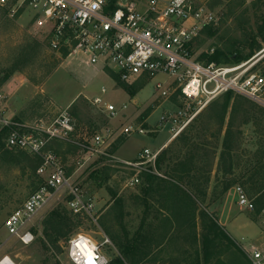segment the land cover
<instances>
[{
    "label": "rangeland",
    "instance_id": "374dc122",
    "mask_svg": "<svg viewBox=\"0 0 264 264\" xmlns=\"http://www.w3.org/2000/svg\"><path fill=\"white\" fill-rule=\"evenodd\" d=\"M194 1L214 14V21L195 40L194 51L200 61L207 62L213 55L220 64H234L238 55L247 56L252 47L254 54L244 60L252 57L264 60V0ZM46 32L32 20V12L13 18L0 5V90L6 94L10 119L26 125L15 126L22 132L41 121H52L65 109L73 115L76 131L72 140H52L47 150L57 154L71 176L72 185L79 187V197L91 208L89 212H73L67 204L72 195L66 187L35 215L31 223L33 242L24 244L11 234L5 226L8 216L44 184L47 175L38 172L42 156L6 146L5 137L10 129L0 122L3 143L0 147V257L9 255L18 264H72L67 251L69 239L86 234L101 245L109 261L121 254L115 237L122 243L142 247L139 264H193L197 256L202 257L205 237L199 211L205 208L238 245L216 238L221 249L220 259L225 263L248 264L254 247L264 249V213L258 200L264 196V106L252 100L254 103L239 100L243 95L232 94L222 132L218 134L222 126L213 120L203 138V149L197 153L191 145H183L178 136L197 115L196 112L190 118L193 112L201 110V120L206 119L213 112L209 111V105L214 101L222 103L224 94L206 105L189 101V108L188 100L183 99L180 88L170 82L168 75L143 77L129 83L121 81L108 69L100 71L75 55H58L49 48ZM159 80L167 86L172 84L169 96H160L156 85ZM96 97L102 101L94 103ZM106 102L117 107L116 116L111 117L98 107ZM239 102L245 103L243 107L249 119L242 123L243 112L236 113L234 118L235 137L230 154L234 164L232 184L224 193V172L220 165L223 137L233 121V107ZM179 110L188 116L173 122ZM162 116L169 119V124L160 125ZM127 124L140 125L147 131L127 135L122 132ZM107 128L113 129L111 143L94 151L89 145L91 136ZM145 148L159 150L158 155L168 149L160 168H156L158 155L156 160L143 166L125 162H137ZM182 162L198 169L188 170L179 179L174 169L182 167ZM148 171L160 177L153 183L157 189L146 194L143 188L147 186L144 179ZM254 171L258 190L253 189L254 182L247 181ZM135 175L140 182L131 184L130 179ZM166 180L170 183L166 188L157 186ZM170 181L179 184L178 187ZM197 182L200 193L195 192ZM237 185L255 199V211L238 205L233 190ZM189 196L199 206L198 212L193 210L196 205ZM161 205L167 209H160ZM57 206H64L74 221L60 240V252L54 247L44 249L38 238L44 237V219ZM213 237L211 234L206 244L212 250Z\"/></svg>",
    "mask_w": 264,
    "mask_h": 264
},
{
    "label": "built area",
    "instance_id": "2783aa9c",
    "mask_svg": "<svg viewBox=\"0 0 264 264\" xmlns=\"http://www.w3.org/2000/svg\"><path fill=\"white\" fill-rule=\"evenodd\" d=\"M0 5L13 18L32 12V20L41 29H46L48 46L58 55H75L83 63L98 67L100 71L108 69L128 83L143 77L168 75L170 82L180 88L183 99L188 100L189 108V101L206 105L226 93L243 95L264 106L263 57L234 64L198 59L194 51L195 40L201 30L214 21V14L205 6H197L194 0H0ZM171 83L167 86L166 82H157L160 96L170 95ZM101 101V97H96L93 102ZM5 102L6 94L0 90V122L10 129L5 137L6 146L42 156L38 172L47 175L44 184L32 192L5 222L11 234L29 244L35 238L31 230L35 215L61 195L63 188L68 187L72 195L67 204L73 212H89L91 205H86L79 197V187L72 185L71 176L57 154L47 150L52 140H72L76 124L68 109L52 121H41L22 132L15 126L26 125L10 119ZM98 107L111 117L118 113L113 103L106 102L103 107ZM200 111L193 112L190 118ZM183 115L188 116L182 110L177 111L173 122ZM160 120V125L169 124L165 116ZM146 131L137 124H127L122 129L127 135ZM112 138L113 129L97 131L91 136L89 145L98 151L102 145L108 146ZM158 153L159 150L145 148L137 162H125L147 165L156 160ZM130 181L137 184L140 178L135 175ZM233 190L242 209L256 210L255 199L249 197L241 185ZM67 251L72 264L109 263L101 245L86 234L71 237ZM0 264L18 263L4 255L0 257ZM248 264H264V249L254 247Z\"/></svg>",
    "mask_w": 264,
    "mask_h": 264
},
{
    "label": "trees",
    "instance_id": "16d2710c",
    "mask_svg": "<svg viewBox=\"0 0 264 264\" xmlns=\"http://www.w3.org/2000/svg\"><path fill=\"white\" fill-rule=\"evenodd\" d=\"M254 54V48L252 47L251 51L248 53L247 56H243V55H238L235 59L234 62L238 63L250 56H252ZM207 61H217L220 62L218 57L215 56H210L208 58ZM112 76L119 78L118 74L112 72ZM127 84V83H125ZM125 84H121L122 86H124ZM128 85V84H127ZM222 98H224V100L222 101V103L219 102H215L211 103L208 107L209 111L210 109L213 110V112H211V114H209V116L204 119L201 120L203 113L199 112L197 113V115L194 117L193 121L189 124V127L186 131L180 133V135L178 136L179 139L183 140V145H191L192 148L194 150H196L197 153H199L203 148V138L206 136V132L209 130L210 124L212 123L213 120H217L219 123V126H222V128L218 129V134L222 132L223 129V124L225 123V119L227 116V111L229 108V103L230 100L232 98V93H226L222 96ZM244 99L246 102H252L251 100H249L248 98H245L243 96H239V100ZM254 103V102H252ZM245 103L243 102H239L238 104H236L233 107V112H232V119L233 121L231 122L230 126L226 129V132L224 134L223 137V152H222V161H221V168L223 169L222 171L224 172V193H226V191L231 187L232 184V170H233V160L231 157V151L233 149V139L235 137V133L233 131V123H234V118L236 116V113L238 112H243L244 113V118L242 119V123H246L248 122L249 119V115L248 112L246 111V108L243 107ZM256 105V104H255ZM262 109H264V107H262ZM247 113V115H246ZM208 115V114H207ZM198 121H201V123H199ZM200 140V141H198ZM3 146L2 143V139L0 137V147ZM9 152V151H8ZM168 152V149L161 152L158 155V158L156 160V168H160V161L162 159L163 155H166ZM228 153V157H226V154ZM193 158H191L192 160ZM182 167L180 168H175L174 169V174L176 173V177H178L179 179H182L183 176L185 174H187L190 170H194L198 169V167H192L193 164L190 165L189 163V167L186 165V163H181ZM262 167L264 168V164L262 165ZM189 170V171H188ZM256 175V171H254V173L252 175H250L247 179L248 182L252 183L254 182L253 185V189L254 190H258V185L256 184V180L254 179ZM160 176L158 175V173L154 172V171H148L145 172V179L144 182L147 183V186H145L143 188L144 192L146 194L150 193L153 190H156L157 188L153 187V183L156 179H158ZM165 179H162V181ZM171 182V181H170ZM178 182V181H177ZM169 182L166 180V182L164 183H160L159 187L164 186V188H166L169 184ZM172 186H176L178 187L176 182L172 183ZM195 186V192L200 193L202 192L199 188V182H197V184H194ZM264 187V183L262 184V188ZM188 198H191L192 203L194 204V206L196 205V207H194L193 210H199V206H197V204L195 203V201L193 200V198L191 196H189ZM258 200H260V202L262 203V207L264 205V196L258 197ZM257 200V201H258ZM160 209H167L166 206L161 205ZM200 217L202 220V226H203V235L205 237V243H204V247H203V251H202V257L197 256L196 257V262H194L193 264H231V263H225L223 262V260L220 259V245L219 242L216 241V238H224L226 239L229 244L234 245L236 247H238V245H236L235 241L232 239V237L227 233L226 229L223 228V226H221V224L218 222V220L216 219V217H214L213 215L211 216L208 211L205 208H200ZM73 219L71 218V216L69 215L68 210L64 207V206H57L55 208H53L46 216V218L44 219L43 225H44V229H43V234L44 237H38L39 240L42 242L43 248L46 250H49L51 247L56 248V250L58 252L61 251V246H60V240L67 234V232L69 231L70 227L73 225ZM212 234V237L214 239V243H213V250L209 249V246H207V242H209L210 239V235ZM114 241H116L117 246L119 247V249L121 250V254L118 255L115 259L109 261L108 264H126L127 261H129L131 264H139L140 262V255L142 254V247H138L136 245H129V244H125L122 243L118 240H116L115 237ZM219 249V250H218ZM239 249V248H238ZM240 251H243L241 249H239ZM147 254V253H146ZM202 261V262H201ZM240 264V263H239ZM243 264V263H242ZM247 264V263H244Z\"/></svg>",
    "mask_w": 264,
    "mask_h": 264
},
{
    "label": "crops",
    "instance_id": "0c3cea01",
    "mask_svg": "<svg viewBox=\"0 0 264 264\" xmlns=\"http://www.w3.org/2000/svg\"><path fill=\"white\" fill-rule=\"evenodd\" d=\"M93 68H95V67H93ZM10 108H11V107H10ZM10 110H11V112H12L11 114L14 115L15 113H13V110H12V109H10ZM164 210H166V209H164ZM194 211H195V210H194ZM196 212H198V210H196ZM177 217H178V216H177ZM177 217H176V218H177ZM170 221H171V223L173 224V222H174V217H172V218L170 219Z\"/></svg>",
    "mask_w": 264,
    "mask_h": 264
}]
</instances>
